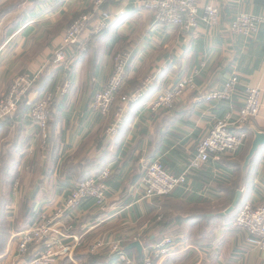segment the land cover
Listing matches in <instances>:
<instances>
[{
    "label": "crops",
    "instance_id": "0c3cea01",
    "mask_svg": "<svg viewBox=\"0 0 264 264\" xmlns=\"http://www.w3.org/2000/svg\"><path fill=\"white\" fill-rule=\"evenodd\" d=\"M145 1L105 3L101 8L113 18L110 27L91 38L81 54L84 32L81 43L67 51L70 67L65 70L52 63V54L76 16L94 9V0H0V98L14 78L24 73L37 75L24 102L52 95L45 138L27 117L26 104L0 123V209L8 213L10 223L17 213H55L79 181L108 172L105 206L98 208L93 200H85L56 224L61 229L65 224L71 236L80 237L78 249L86 238L101 231L102 240L108 243L120 241L128 246L139 242L145 257L158 242L169 238V256L159 261L154 258L155 264H264L263 254L247 246L245 232L234 225L238 211L220 216L230 205L224 211L216 207L234 182L238 183L236 191L242 192V205L264 204V147L254 155L244 177L241 174L253 133H264V0L205 2L217 8L218 24L212 28L200 24L183 33L157 25L151 12L143 9ZM205 3L199 6L200 14ZM3 5L7 7L2 9ZM241 14L261 21L249 38L229 30ZM133 26L144 30L137 35L140 42L132 38L123 88L112 111L103 117L92 111L91 102L106 83L112 59L124 50L120 47ZM171 44L170 52L154 57L158 49H169ZM147 74L151 84L144 98L125 106L121 128L109 136L107 129L120 97L138 91ZM232 75L238 83L229 99L196 101L222 90ZM188 76L194 78L195 92L184 94L170 109L146 108L160 91ZM247 87L258 89L260 110L245 127L244 145L234 155L225 154L198 171H187L215 121L227 114L235 120ZM155 161L172 176L187 172L185 189L142 200L137 187L146 167ZM199 200L203 203H196ZM31 219L22 217L21 228L8 236L30 227ZM137 230L145 237L138 239ZM11 237L3 261L16 253ZM125 251L138 264L136 257L141 254L135 249Z\"/></svg>",
    "mask_w": 264,
    "mask_h": 264
},
{
    "label": "built area",
    "instance_id": "2783aa9c",
    "mask_svg": "<svg viewBox=\"0 0 264 264\" xmlns=\"http://www.w3.org/2000/svg\"><path fill=\"white\" fill-rule=\"evenodd\" d=\"M108 1L115 0H94L92 13L80 14L71 22L54 52V63L63 65L64 69H68L69 61L66 50L81 43L80 38L83 32L88 33L90 36H98L108 27L111 16L108 12L101 11V7ZM211 1L146 0L143 3V9L151 12L157 25L191 31L196 29L199 24H204L210 28L218 24L219 12L217 8L210 3H205ZM203 3L205 4L200 14L199 6ZM95 12L97 18L93 19ZM260 22L253 16L241 14L231 23L229 30L233 34L251 36L255 33ZM87 41L84 40V42ZM83 48L81 44L79 49L83 50ZM129 58L130 55L125 52L115 54L112 59L111 74L102 90L95 95L92 101L91 109L93 112L101 116H106L110 112L115 95L123 88ZM36 78V75L24 74L13 81L8 92L0 101V122L16 112L21 100L32 88ZM230 79L225 83L221 92L203 96V101L210 103L228 99L238 81L236 77ZM193 89H195V86L192 78H184L174 87L157 94L148 103L147 108L150 111L170 109L184 93ZM144 90L141 86L133 94L121 96L120 101L123 104L136 102L143 97ZM258 98L259 91L257 88L250 87L245 90V97L235 120L233 121L231 115L227 114L215 121L212 128L197 146L195 156L191 159L187 171L198 170L210 160H219L225 154L233 155L244 145L247 135L245 127L251 118L259 114ZM28 106V118L37 125L40 134L45 138L52 106V95L46 94L36 102H29ZM123 113L124 108L117 110L114 121L107 129L109 136L114 137L117 134ZM186 173L172 176L164 170L159 161L151 163L137 187L138 190H141V199L152 200L171 194L176 188L185 184ZM108 176V172H103L100 176L77 183L70 191L66 203L58 208L54 214V224L41 215L30 228L13 234L11 239L15 242L17 249L15 256L25 255L27 249L34 243L37 244L42 241L44 246L38 248L39 252L34 250L33 255L35 256L29 264H51L60 257L71 256L80 245V237L70 236L56 229L57 220L64 211L74 210L81 202L88 199L93 200L98 208H103L108 190L105 180ZM16 189L17 186L14 185V190ZM234 225L245 232L247 246L259 250L263 254L264 260V204L258 206H253L250 203L243 204L234 220ZM170 246L171 240L169 238L161 240L150 250L149 257L145 259L144 263L151 264V256L159 260L169 256ZM104 250H107L110 255H117L118 262L121 264H133V261L123 253L120 241L115 243L96 242L90 247L89 252L93 254Z\"/></svg>",
    "mask_w": 264,
    "mask_h": 264
},
{
    "label": "rangeland",
    "instance_id": "374dc122",
    "mask_svg": "<svg viewBox=\"0 0 264 264\" xmlns=\"http://www.w3.org/2000/svg\"><path fill=\"white\" fill-rule=\"evenodd\" d=\"M112 2V1H111ZM110 1H108V4L109 3H111ZM5 7H7V5H3V6H1V8L2 9H4ZM2 9H1V11H2ZM101 11L102 12H106V10H102V8H101ZM89 12H91V11H88V12H84L85 14L86 13H89ZM83 12L81 13V14H84ZM80 15V14H79ZM79 15H77L76 17H78ZM95 18H97V13L96 14H94V16H93V19H95ZM112 18V17H111ZM112 21H113V18L112 19H110V22H109V25H108V27L107 28H109L110 27V24L112 23ZM70 25V24H69ZM69 25H68V27H69ZM138 25V24H137ZM200 25V24H199ZM204 25V24H203ZM206 26V25H205ZM199 26H197V28H198ZM208 27V26H207ZM87 28H89V26H87ZM106 28V29H107ZM133 30L131 31L132 33L130 34V33H128L127 35H126V39H127V41L125 42V44H122V47H120V49H124L123 51H120L119 53H121V52H125V53H127V54H129L128 52L129 51H131L132 50V46L134 45V42H133V40L135 41V42H140V40L138 39V37H137V35L139 34V33H142V30H144L143 28L144 27H142V26H133ZM196 28V29H197ZM210 28V27H209ZM105 29V30H106ZM196 29H194V30H196ZM104 30V31H105ZM179 30V32H190V31H185V30H180V29H178ZM103 31V32H104ZM192 31V30H191ZM102 32V33H103ZM65 33V32H64ZM84 33V32H83ZM101 33V34H102ZM233 34V33H232ZM64 35V34H63ZM237 35H241V34H237ZM142 36V35H141ZM63 37V36H62ZM94 36H90L88 33H85V41H87V42H83L82 43V47H84L83 48V50L81 49H79V53H83V52H85L86 50H87V47H88V44H90L91 42V38H93ZM244 37H246V38H249V36H245L244 35ZM251 37V36H250ZM132 38H133V40H132ZM129 39H131V41H129ZM80 40H81V38H80ZM73 47H75V46H73ZM73 47H71V48H73ZM58 48V47H57ZM56 48V49H57ZM55 49V50H56ZM70 49V48H69ZM69 49H67L66 50V56H67V51L69 50ZM119 49V50H120ZM172 50V44H171V46L169 47V49H162V48H160V49H158V51L157 52H155V54H153L154 55V57H158V56H160V55H164L165 53H167V52H170ZM80 51H82V52H80ZM55 52V51H54ZM54 52H53V54H52V63L54 64V65H58V64H56V63H54L53 62V55H54ZM67 59H68V56H67ZM130 59V58H129ZM162 61H164V59L162 60ZM161 64V66H163V68L165 69V65H164V63L163 62H161L160 63ZM59 66H63V65H59ZM69 67H70V62H69ZM69 67H68V69H69ZM64 68V67H63ZM65 70H67V69H65ZM112 70V69H111ZM24 74H32V73H24ZM24 74H21V75H18V76H16L15 78H14V80L16 79V78H18V77H20V76H22V75H24ZM110 74H111V72H110ZM33 75H36V74H33ZM125 75H126V70H125ZM37 76V75H36ZM110 76V75H109ZM188 77H191L192 78V80H193V83H194V78L192 77V76H188ZM188 77H185V78H188ZM231 77H236V78H238L236 75H232ZM231 77H229V79L231 78ZM109 78V77H108ZM151 75H144L143 77H142V80H141V85L143 86V88L144 89H147V87L151 84ZM182 79H184V78H182ZM182 79H180V80H182ZM228 79V80H229ZM13 80V81H14ZM108 80V79H107ZM179 80V81H180ZM227 80V81H228ZM231 80V79H230ZM13 81H12V83H13ZM178 81V82H179ZM107 82V81H106ZM177 82V83H178ZM12 83L10 84V86L12 85ZM176 83V84H177ZM237 83H238V81H237ZM35 84V83H34ZM34 84H33V86H34ZM175 84V85H176ZM105 85V84H104ZM103 85V86H104ZM174 85V86H175ZM237 85V84H236ZM10 86L8 87V89H7V91L1 96V98H0V101L3 99V97L5 96V94L8 92V90H9V88H10ZM32 86V87H33ZM174 86H172V87H174ZM195 86V85H194ZM171 87V88H172ZM247 88H250V87H247ZM247 88H245V90L247 89ZM32 89V88H31ZM31 89L26 93V95H25V97L21 100V102H20V104L23 102V100H25V98H26V96L29 94V92L31 91ZM168 89V88H167ZM102 90V89H101ZM122 90V89H121ZM163 90H165V89H163ZM162 90V91H163ZM245 90H244V97H245ZM222 90H220V91H212V92H209V93H207V94H204L203 96H206V95H208V94H210V93H214V92H221ZM234 91V90H233ZM232 91V92H233ZM135 92V91H134ZM133 92V93H134ZM161 92V91H160ZM159 92V93H160ZM190 93V92H195V89H193L192 91H187L186 93ZM232 92L230 93V96H231V94H232ZM133 93H131V94H133ZM158 93V94H159ZM186 93H184V94H186ZM183 94V95H184ZM130 95V94H129ZM182 95V96H183ZM119 96V93L118 94H116L115 95V99H114V102H113V104H112V107H111V109H110V112L112 111V109H113V105H114V103H115V101H116V99H117V97ZM181 96V97H182ZM202 96V97H203ZM95 97V96H94ZM94 97H93V99H94ZM155 97V96H154ZM153 97V98H154ZM121 98V97H120ZM144 98V95H143V97H141L138 101H136V102H133V104H137V103H139L142 99ZM152 98V99H153ZM230 98V97H229ZM228 98V99H229ZM93 99H92V101H93ZM152 99H150L148 102H147V106H148V103L152 100ZM180 99V98H179ZM178 99V100H179ZM199 100H203L202 98L201 99H198V100H196V101H199ZM225 100V99H224ZM227 100V99H226ZM243 100H244V98H243ZM220 101V100H219ZM221 101H223V100H221ZM33 103L31 100H26V102H25V104L27 105V107H28V111H29V106H28V103ZM215 102H217V101H215ZM243 103V102H242ZM20 104H19V106H20ZM91 104H92V102H91ZM175 104V103H174ZM174 104H173V106H174ZM128 105V103H126V104H123L121 101L119 102V105L117 106V108H116V112H117V110L118 109H120V108H124V110H125V106H127ZM18 106V107H19ZM147 106H146V108H147ZM172 106V107H173ZM148 109V108H147ZM159 110H161V109H159ZM109 112V113H110ZM109 113L106 115V116H103V117H107L108 115H109ZM116 114V113H115ZM13 115V114H12ZM11 115V116H12ZM11 116H9V117H11ZM27 117H28V114H27ZM8 118V117H7ZM6 118V119H7ZM123 118V117H122ZM5 119V120H6ZM114 119H115V115H114ZM4 121V120H3ZM3 121H1V122H3ZM0 122V123H1ZM48 126V125H47ZM118 132V131H117ZM234 155V154H233ZM150 165V164H149ZM146 168H148V167H146ZM146 170L147 169H145L144 170V172H146ZM144 175H145V173H144ZM100 176V175H99ZM144 177V176H143ZM82 181H84V180H81V181H79L78 183H80V182H82ZM105 183H106V185H107V179L105 180ZM233 186V185H232ZM232 186H230L229 187V189H231L232 188ZM227 199H228V195L227 194H225V195H223V197H222V200H220L218 203L219 204H217V209H219V208H222L223 206H225V204H226V202H227ZM262 205V204H261ZM4 211V210H3ZM68 211H71L72 212V210H67V211H64L63 213H62V215L58 218V220H57V222L59 221V219L63 216V218L68 214H66V212H68ZM56 213V212H55ZM55 213H43V212H41L40 214H38V218L42 215V216H45L46 217V219L48 220V221H51L52 222V224H54L55 223V219H54V217H55ZM0 214H1V217H0V226H1V228H6L9 224H10V218H9V216H8V213L7 212H2L1 211V209H0ZM66 214V215H65ZM22 216H23V214L21 213V214H16L15 215V217L13 218V222L11 223V224H13V226H14V229L16 228H21L20 227V225H18L19 223H20V221H21V219H22ZM26 220H27V218H26ZM26 220H24V221H26ZM63 225V227H65V228H63L62 227V229H66L67 231H63L60 227H56V229H58V230H60V231H62L63 233H66V234H68V235H70L71 236V232H70V229L65 225V224H62ZM28 228H30V227H28ZM27 228V229H28ZM238 228V227H237ZM15 229V230H16ZM27 229H25V230H27ZM240 229V228H239ZM25 230H23V231H25ZM138 231V230H137ZM136 231V232H137ZM20 232H22V231H20ZM20 232H14V234H17V233H20ZM100 233H101V231H99L98 233H96V234H94V235H91V236H93V237H90V238H86L85 239V241H84V243L83 244H81V246L79 247V249L77 248V250L71 255V256H65V257H60V258H58V259H56V260H54V262L53 263H51V264H87V260L89 259V254H91V255H97V254H100L102 251H100V252H98V253H90L89 252V250H90V246L93 244H95L96 242H101V241H103L102 240V235H100ZM138 234H139V236H138V239H140L141 238V236H144V232H143V234H142V231H138L137 232ZM136 236V235H135ZM10 237L11 236H8L7 234L5 235V236H1L0 237V264H29V263H31L33 260V258H34V256L35 255H33L34 254V250H36V251H38V248H42L43 246H44V243H43V241L42 242H40V243H37V244H33L30 248H28L27 249V252L25 253V255H23V256H20V257H17V256H13V258H11L10 260H5V261H3L4 259H2L3 257H2V255L4 254L3 253V249H5L6 248V242H7V240L8 239H10ZM145 237V236H144ZM133 240L134 241H136V237L135 238H133ZM13 241V240H12ZM93 242V243H92ZM92 243V244H91ZM91 244V245H90ZM144 245H145V243H144ZM16 247H15V249H14V246H13V251H14V253L16 252ZM151 250V249H150ZM150 250L146 253V257L143 259V263L142 264H145L144 262H145V259L146 258H148L149 257V252H150ZM123 251V250H122ZM39 252V251H38ZM31 255V257H29ZM126 255V254H125ZM98 256V255H97ZM130 259V258H129ZM154 259V257H152L151 256V264L153 263L152 262V260ZM157 261H159V259H157V258H155ZM154 259V260H155ZM166 262H163V263H161V264H165Z\"/></svg>",
    "mask_w": 264,
    "mask_h": 264
},
{
    "label": "trees",
    "instance_id": "16d2710c",
    "mask_svg": "<svg viewBox=\"0 0 264 264\" xmlns=\"http://www.w3.org/2000/svg\"><path fill=\"white\" fill-rule=\"evenodd\" d=\"M103 8V7H102ZM93 12V10H91V12H89V13H92ZM108 29V28H107ZM255 33H253L251 36H253ZM244 36V35H243ZM250 37V36H249ZM264 43V42H263ZM27 97V96H26ZM21 104H24L25 105V102H24V100H23V102L21 103ZM20 104V105H21ZM131 104H133V103H130V105ZM122 121H121V124H120V127L119 128H121V126H122ZM119 130V129H118ZM238 152V151H237ZM236 152V153H237ZM235 153V154H236ZM237 170H239V164L237 165ZM198 171V170H197ZM193 172V171H192ZM144 175V174H143ZM187 176V175H186ZM14 178H12V180H13ZM117 179V178H116ZM109 182H110V180H108L107 181V184H109ZM185 185H186V178H185V184L183 185V186H180V187H178V188H176L173 192H175V191H181V190H183V189H185ZM238 189V183L237 182H234L233 183V186H232V188L231 189H228V188H226L225 189V193L228 195V199H227V202H226V204H225V206H223L221 209L224 211L230 204H231V202H232V200H233V198H234V194H235V191ZM172 192V193H173ZM171 193V194H172ZM170 195V194H169ZM169 195H167V196H169ZM166 197V196H165ZM195 199H198V197H195ZM200 199V198H199ZM90 200V199H89ZM201 200H199V201H197L196 203H203V201H201ZM241 205H242V203L240 202L239 203V205L234 209V211L232 212V213H235V212H239V209H240V207H241ZM0 217H1V214H0ZM23 218H27V220L28 219H30L31 217H32V222H31V224H33L37 219H38V216L37 215H35V214H33V212H28V211H26L24 214H23V216H22ZM161 225H163V223H162V221H160L159 222ZM16 229V228H15ZM14 229V226H13V224H9L6 228H1V226H0V237L1 236H5L6 234L8 235V233L10 232V231H12V230H14V231H17L18 230V228L15 230ZM126 245H122V250H123V253L124 254H126V255H129L130 254V252H128V251H125V249H126ZM4 250V249H3ZM90 256H89V259L87 260V264H121V263H119L118 262V256L117 255H110L109 254V252L107 251V250H104V251H102L100 254H97V255H91V254H89ZM145 258V256L143 255V254H141V255H138L137 257H136V259H137V261H138V264H142L143 263V259ZM152 264H155L154 262H155V260L153 259L152 260ZM168 263V261L165 263V264H167Z\"/></svg>",
    "mask_w": 264,
    "mask_h": 264
},
{
    "label": "water",
    "instance_id": "95a60500",
    "mask_svg": "<svg viewBox=\"0 0 264 264\" xmlns=\"http://www.w3.org/2000/svg\"><path fill=\"white\" fill-rule=\"evenodd\" d=\"M263 147H264V133L254 132L253 133V139H252L251 144H250V148H249V150H248V152L244 158V161L241 165L242 177H244L246 169H247L250 161L254 157V155L257 153L258 150H260ZM241 197H242V192L240 190L236 191L235 196H234L230 206L224 212L220 213L219 215L225 216V215H228L229 213H231L232 211H234V209L239 205ZM130 249H135L139 254H141V252H142V246L140 245L139 242H133V243L129 244L126 247V250H130Z\"/></svg>",
    "mask_w": 264,
    "mask_h": 264
}]
</instances>
